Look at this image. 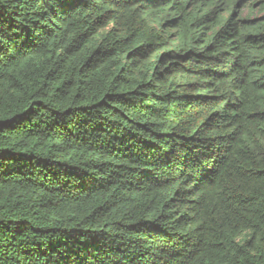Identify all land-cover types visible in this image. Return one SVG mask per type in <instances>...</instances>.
Wrapping results in <instances>:
<instances>
[{"label":"trees","instance_id":"1","mask_svg":"<svg viewBox=\"0 0 264 264\" xmlns=\"http://www.w3.org/2000/svg\"><path fill=\"white\" fill-rule=\"evenodd\" d=\"M0 264H264V0H0Z\"/></svg>","mask_w":264,"mask_h":264},{"label":"bare ground","instance_id":"2","mask_svg":"<svg viewBox=\"0 0 264 264\" xmlns=\"http://www.w3.org/2000/svg\"><path fill=\"white\" fill-rule=\"evenodd\" d=\"M206 5V4H205ZM208 5H209V3H208ZM258 8V7H257ZM180 8H178V10H179ZM238 13V12H237ZM216 16V15H215ZM213 20V19H212ZM226 32V31H225ZM221 48V47H220ZM222 53V52H221ZM239 58V57H238Z\"/></svg>","mask_w":264,"mask_h":264}]
</instances>
